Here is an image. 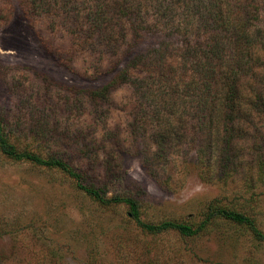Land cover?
<instances>
[{"label": "rangeland", "instance_id": "1", "mask_svg": "<svg viewBox=\"0 0 264 264\" xmlns=\"http://www.w3.org/2000/svg\"><path fill=\"white\" fill-rule=\"evenodd\" d=\"M16 1L0 0V117L19 150L62 157L108 197L134 198L146 223L197 227L215 202L264 234V0L241 108L205 121L181 57L195 33L156 28L122 60L137 59L128 80L110 86L114 49L79 39L86 0H53L33 21ZM0 264H264V240L224 219L193 237L146 233L125 204L103 206L63 172L0 151Z\"/></svg>", "mask_w": 264, "mask_h": 264}, {"label": "trees", "instance_id": "2", "mask_svg": "<svg viewBox=\"0 0 264 264\" xmlns=\"http://www.w3.org/2000/svg\"><path fill=\"white\" fill-rule=\"evenodd\" d=\"M52 5L53 0L16 1L20 12L30 20L37 15L49 17L53 13ZM84 5L85 14L81 16L84 20L80 24H87L89 28L79 39L81 45L86 47L105 42L114 49L112 56L117 73L110 86L128 80L137 59L126 61L125 64H121L122 60L146 35L161 26L173 36L187 37L190 33H195L198 37L196 46H192L191 41H186L187 46L181 51V57L183 65L192 70L191 76L195 84L192 91L197 95L198 106L204 113L203 121L209 119V115L219 108L226 113L229 109L230 114L241 108V76L248 73L251 62L255 59L254 50L261 39L254 30V22L259 18L260 9L257 1L120 0L116 9H113V0H86ZM69 15L75 16L68 11L65 18L68 19ZM75 18H70L74 35L77 34V27L81 26L73 21ZM150 19L156 22L150 23ZM130 36H133L131 42L128 40ZM118 51L119 58H114ZM167 53L168 46L157 48L156 60L161 69ZM0 151L13 161L28 162L36 167L63 172L76 181L78 189L103 206L125 204L130 217L146 233L160 234L173 230L182 236L193 237L204 231L212 221L224 219L249 228L258 239L264 240V234L251 217L223 208L215 202L210 205L206 219L197 227L176 220L160 224L146 223L142 218L140 204L134 198L108 197L94 185L86 184L81 173L62 157H44L29 149L19 150L11 142L1 117Z\"/></svg>", "mask_w": 264, "mask_h": 264}]
</instances>
